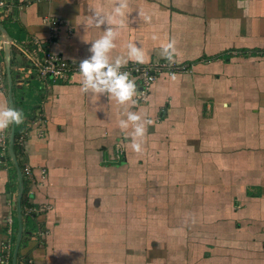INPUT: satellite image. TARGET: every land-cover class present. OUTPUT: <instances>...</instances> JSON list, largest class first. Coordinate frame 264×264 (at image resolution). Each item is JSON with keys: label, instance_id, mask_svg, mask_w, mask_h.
<instances>
[{"label": "crops", "instance_id": "1", "mask_svg": "<svg viewBox=\"0 0 264 264\" xmlns=\"http://www.w3.org/2000/svg\"><path fill=\"white\" fill-rule=\"evenodd\" d=\"M3 1L11 13L0 25L12 39L13 105L28 133L20 160L38 181L46 172L40 185L26 180L45 234L25 237L22 228L17 256L33 264H264V0H129L124 27L115 17L100 29L90 17L110 14L113 0ZM45 17L60 23L52 44ZM108 27L119 33L113 60L135 43L150 57L144 64L162 62L161 44L175 39L172 63L189 67L175 81L157 78L146 102L132 108L153 121L141 154L118 127L124 109L82 93L79 78L20 88L17 45L40 42L83 61ZM116 146L126 155L111 163ZM1 162L0 252L11 241L12 264L17 190L9 191V161Z\"/></svg>", "mask_w": 264, "mask_h": 264}, {"label": "clouds", "instance_id": "2", "mask_svg": "<svg viewBox=\"0 0 264 264\" xmlns=\"http://www.w3.org/2000/svg\"><path fill=\"white\" fill-rule=\"evenodd\" d=\"M129 7V0H113L112 12L104 15L101 12L94 13L90 17L89 23L100 29L104 24H112L115 17H119L120 27L125 26L127 20L126 10ZM145 22L150 21V17H144ZM119 35L118 31L112 27H108L103 31V35L92 42L90 48L91 56L83 60L79 65L81 75V92L92 95L96 100L100 96L106 95L121 106L124 111L121 113L123 117L118 121V127L123 133H128L131 137L129 147L137 154H141L143 149V141L147 134L148 126L153 121L142 117L132 108L136 106L137 86L134 79H130L129 72H122L121 68L126 67L129 61L138 64H144L150 60L142 48H138L135 43L127 45V53L125 56H117L113 60L112 51L117 47L114 42ZM152 39L158 40L159 36L153 35ZM167 40V38H165ZM175 39L167 40L161 44L160 56L162 59L172 63L176 53ZM175 81V75L172 76ZM24 114L21 110L11 107L5 102L0 104V133L6 132L10 126H19L24 123ZM129 129H131L129 133Z\"/></svg>", "mask_w": 264, "mask_h": 264}, {"label": "built area", "instance_id": "3", "mask_svg": "<svg viewBox=\"0 0 264 264\" xmlns=\"http://www.w3.org/2000/svg\"><path fill=\"white\" fill-rule=\"evenodd\" d=\"M16 9L21 10V6H17ZM6 18H11V13L7 8V4L0 0V20H5ZM42 23L53 29L51 38L45 43L52 44L57 38L56 28L60 23L53 18L45 17L42 19ZM44 43L34 42L31 46L27 44L17 45L18 55L26 62L27 66L21 67L19 70L20 74V85H25L27 80L31 77H37L40 81L46 85L48 79L53 84H64L73 83L76 78L81 80L79 65L82 61H72L63 58L58 54H54L50 51L45 50ZM3 44L0 42V53H2ZM122 72H129L130 79H134L137 86V96L135 97L137 102H144L147 100L151 85L159 78V76H173L180 73H185L189 71L188 65L185 64H175L169 63L168 61H152L148 64H137L128 63L126 67L121 68ZM8 130L4 133H0V164L1 159L7 155L8 150ZM42 134V131H40ZM27 131L23 132V135L18 140V145L22 146L24 139L27 136ZM123 153H117L120 156ZM22 178L31 182L33 185H40L45 179L46 172L41 170L40 180L33 178L31 169L28 165L23 167ZM38 208L26 211V213L33 212L35 215L38 214ZM6 232L10 237L13 232V217L8 216L6 218ZM45 234L44 231L39 228L32 235L35 239H40ZM12 253L11 241L7 240L0 252V264H10V257ZM19 264H33L30 259H21Z\"/></svg>", "mask_w": 264, "mask_h": 264}, {"label": "trees", "instance_id": "4", "mask_svg": "<svg viewBox=\"0 0 264 264\" xmlns=\"http://www.w3.org/2000/svg\"><path fill=\"white\" fill-rule=\"evenodd\" d=\"M211 59H216V56L212 57ZM211 59H209V60H211ZM11 78H12L11 94H12L13 102L15 103V100H16L15 89H16V87H15V84L13 82L14 79L12 76V72H11ZM35 81H37L41 85V88H44V83L42 81H40L37 77H34V76H31L27 80L26 85L29 87V85H31L32 82H35ZM46 83H48L49 85L53 84L51 81H49V79ZM20 88L25 89V85H21ZM32 119H33L32 117H28L27 120H32ZM25 129H26L25 123H23L19 126H14V139H13V144H12V148H13V151L15 154V159H16L18 168L20 169L21 173L23 171V164H22V161L20 160V156L22 155V146L23 145L22 146L18 145V138L20 137L21 133ZM3 159L9 161L8 163H9V166L11 169L10 181H9L10 183L8 185V189L11 192H16V190H17V182H16L17 177H16L15 169H14L11 161L9 160L8 154ZM22 185H23V192H22V197H21V201H20L21 224H22V228H23V235L28 236V235H32L33 233H35L39 229V225H38V221H37V216L33 212L26 213V211L37 208V206L30 202V198L27 195V182L24 178H22ZM14 224H15V227H17L16 219H14ZM21 258H26V257L21 256L19 254L17 256L16 264H19ZM26 259H29V258H26Z\"/></svg>", "mask_w": 264, "mask_h": 264}, {"label": "water", "instance_id": "5", "mask_svg": "<svg viewBox=\"0 0 264 264\" xmlns=\"http://www.w3.org/2000/svg\"><path fill=\"white\" fill-rule=\"evenodd\" d=\"M0 42L3 44V54H4V65H5V77H6V85H7V97L9 106L14 107L13 105V98L11 94V87H12V78H11V61H10V47L12 44V39L8 35L7 31L0 25ZM14 139V126H10L8 131V150L7 154L8 157L15 169L16 177H17V196H16V219H17V234H16V241L12 256V264H16L17 259V251L22 237V224H21V212H20V201L23 192V185H22V174L20 169L18 168L15 154L12 148Z\"/></svg>", "mask_w": 264, "mask_h": 264}, {"label": "rangeland", "instance_id": "6", "mask_svg": "<svg viewBox=\"0 0 264 264\" xmlns=\"http://www.w3.org/2000/svg\"><path fill=\"white\" fill-rule=\"evenodd\" d=\"M3 51V50H2ZM165 61V60H164ZM152 62V61H151ZM25 66H27V64H26V62L25 61H23V65H19L18 67H17V73H18V79H19V84H20V74H19V70H20V68L21 67H25ZM159 77H161V76H159ZM134 99H135V97H134ZM146 101H144V102H137V105H139V104H143V103H145ZM116 150H117V153H120V152H122L123 154L122 155H120V156H118V155H116V153L114 152V153H112L110 156H112L111 157V159L109 160V162H111V163H113V162H118V163H120V161L122 162V159H123V157L126 155V153L124 152V150L122 151V148H121V146H116ZM115 154V155H114ZM42 231H44L43 229H41ZM29 236H31V237H34L33 235H29ZM42 237H40V239H41ZM35 239H36V237H35Z\"/></svg>", "mask_w": 264, "mask_h": 264}]
</instances>
